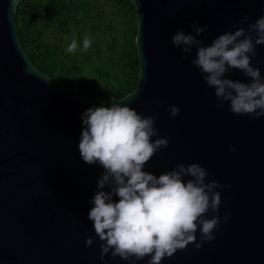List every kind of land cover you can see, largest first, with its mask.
<instances>
[{"label":"water","instance_id":"obj_1","mask_svg":"<svg viewBox=\"0 0 264 264\" xmlns=\"http://www.w3.org/2000/svg\"><path fill=\"white\" fill-rule=\"evenodd\" d=\"M20 1L0 0V264H128L111 252L100 257L88 212L103 169L84 162L77 147L81 114L93 105L110 106L111 99L77 92L33 64L16 24ZM129 1L138 13L140 78L115 102L154 115L159 135L169 138L145 170L159 175L179 162H199L209 171L208 180L231 184L221 190L215 238L196 248L198 230L196 242L162 264H264V116L235 115L227 102L217 108L214 89L191 63L195 48L185 59L171 41L180 28L195 34L193 21L208 26L198 37L205 44L247 28L241 17L247 14L254 22L264 15V0ZM251 63L264 75V44L256 46ZM226 75L251 79L239 69ZM168 104L179 105L180 113L172 117ZM229 144L236 150L230 152ZM214 214L210 209L205 215ZM88 236L96 239L85 247Z\"/></svg>","mask_w":264,"mask_h":264},{"label":"clouds","instance_id":"obj_2","mask_svg":"<svg viewBox=\"0 0 264 264\" xmlns=\"http://www.w3.org/2000/svg\"><path fill=\"white\" fill-rule=\"evenodd\" d=\"M240 23H247V28L223 32L205 44L198 37L208 26L193 21L195 34L180 28L171 41L185 59L195 48L191 63L207 86L214 89L217 108L224 109L227 102L231 113L255 120L264 116V75L251 60L256 46L264 44V15L249 22L245 14ZM91 43L86 36L82 49L88 50ZM77 48L78 42L73 38L66 51L73 53ZM232 69H239L251 79L242 81L227 76ZM115 99L111 97L110 106L93 105L81 114L83 130L77 145L84 162L103 169L88 212L100 241L101 259L111 252L112 257L119 256L128 264H138L145 257L147 264H162L166 256L196 242L198 230L196 248L213 240L214 230L220 228L221 190L231 184L208 180L209 171L199 162H179L159 175L145 170V163L158 149L168 146L169 138L159 135L154 115L140 113ZM153 102L162 103L159 98H153ZM167 110L175 117L181 108L168 104ZM154 136L157 138L153 140ZM228 150L236 149L229 144ZM210 209L215 214L208 217L205 214ZM229 218L230 213L223 217L225 221ZM96 237H86L85 247L91 246Z\"/></svg>","mask_w":264,"mask_h":264},{"label":"trees","instance_id":"obj_3","mask_svg":"<svg viewBox=\"0 0 264 264\" xmlns=\"http://www.w3.org/2000/svg\"><path fill=\"white\" fill-rule=\"evenodd\" d=\"M137 16L129 0H21L16 24L39 70L77 92L111 99L131 93L140 78ZM86 36L92 43L85 51ZM73 38L78 48L68 53Z\"/></svg>","mask_w":264,"mask_h":264},{"label":"rangeland","instance_id":"obj_4","mask_svg":"<svg viewBox=\"0 0 264 264\" xmlns=\"http://www.w3.org/2000/svg\"><path fill=\"white\" fill-rule=\"evenodd\" d=\"M99 66H101V65H99ZM104 66H106V64H102V66H101V68H102V70L104 69ZM85 68V67H84ZM86 69V68H85Z\"/></svg>","mask_w":264,"mask_h":264}]
</instances>
